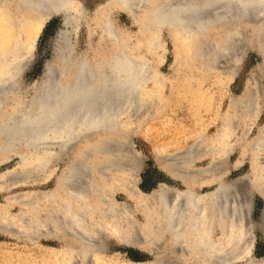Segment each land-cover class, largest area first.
<instances>
[{
  "label": "bare ground",
  "instance_id": "6f19581e",
  "mask_svg": "<svg viewBox=\"0 0 264 264\" xmlns=\"http://www.w3.org/2000/svg\"><path fill=\"white\" fill-rule=\"evenodd\" d=\"M148 1L109 2L128 12L127 9ZM5 2L0 0L1 6ZM13 3L15 8L23 5L35 12H45L39 18L40 27L51 14L64 13V24L69 25L77 20L80 13L79 9L73 15L68 12L69 6L75 7L72 0H13ZM102 12L101 30L108 44L111 40V44L115 45L114 50L96 61H87L82 55L75 60L69 36L62 31L55 44L60 67L47 63L44 78L29 101L14 108V114L0 120V151L12 150L20 142L34 147L50 144L63 149L86 134H111L120 127V118L129 113L130 102L137 95L139 97L141 84L148 77V68L142 58L129 53L126 40L118 42L119 38L108 19L109 12ZM20 13L18 10L17 15ZM200 15L207 18V31L218 33V37L225 34L228 37L235 32V36L240 38L239 35L242 37L244 34L242 27L248 24L264 61V0H160L150 9L147 25L155 26L154 35L165 24L175 25L181 31L190 27L194 33L201 30L200 24L205 21ZM11 19L12 26L14 14ZM17 28L19 37L22 28ZM185 32L182 34L190 39L193 33ZM208 41L207 50L212 51L214 46L211 47ZM10 78L12 75L0 78L1 97L12 88ZM248 110L249 105L236 106V111L240 112L237 118H249L246 114ZM230 119L237 124V119ZM24 127L30 130L22 134ZM111 138L107 136L105 141ZM217 139L218 145L198 140L172 158L171 164L163 166L169 175L180 181L183 189L159 184L148 194L129 187V155L121 149L115 153L107 152L109 148L105 149L100 143L101 147H96L93 153L79 154L61 172L54 188L42 198L31 201L35 218L30 221V232L22 234L15 231L13 226L16 222L2 218L0 231L22 234V238L41 244H56L41 245L46 246L40 255L44 264H109L104 260L105 254L111 253L113 240L152 254V257L147 261L128 260L111 264L232 262L249 253L250 231L254 227L264 240V125L251 148L243 150L234 164L241 166L242 157L249 153L248 173L230 181L225 180V160L232 147L222 132L218 133ZM215 154V157L209 158L206 167L191 166L193 161ZM51 156V152L44 151L42 157L34 162L35 167H45ZM207 185H213L212 190L197 191L200 186ZM117 190L132 201L133 208L118 203ZM254 194L262 201L256 224L252 218L255 212ZM244 264H264V258L249 256Z\"/></svg>",
  "mask_w": 264,
  "mask_h": 264
},
{
  "label": "rangeland",
  "instance_id": "374dc122",
  "mask_svg": "<svg viewBox=\"0 0 264 264\" xmlns=\"http://www.w3.org/2000/svg\"><path fill=\"white\" fill-rule=\"evenodd\" d=\"M72 1L75 7L69 6L68 12L73 15L77 9L80 10L74 23L62 25L64 13L51 14L41 27L39 18L45 12H35L23 5L15 8L13 0H6L3 6L0 4V78L12 75L9 80L13 82L8 94L4 95L5 100L0 103V120L14 114V108L29 101L44 78L47 63L60 67L55 44L62 31L69 36L75 60L82 55L87 61H96L114 50L115 45L111 40L108 44L101 30L103 10L109 12L108 19L118 42L126 40L129 53L146 62L148 77L141 84L137 100L133 98V101H138L137 105L130 102V114L120 118V127L111 134L89 133L63 149L50 144L34 147L20 142L12 150L0 151V219L16 222L13 226L15 231L22 234L30 232V221L35 218L30 203L54 188L61 172L79 154L93 153L100 143L105 149L109 148L107 152L115 153L121 149L129 155V187L145 194L162 183L183 189L180 181L169 175L163 166L171 164L172 158L198 140L218 145L219 132L225 134L232 147L225 160V180L248 173L249 153L242 157L241 166L234 164L243 150L251 148L264 125V61L248 24L242 27L244 34L242 37L239 35L240 38L235 36V32L228 37L226 34L218 37V33L207 31V18L200 15L205 21L201 22L199 32L193 33L190 27L181 31L175 25L165 24L154 35L155 26L147 25L149 11L160 0L141 3L127 9L128 12L117 4H110V0ZM18 10L21 12L19 16ZM12 14L16 20L13 19L11 26ZM17 27L22 28L19 37ZM185 30L193 33L190 39L182 34ZM150 40L153 44L148 43ZM207 40L211 47L214 46L212 51L207 50ZM245 104L249 105L246 111L249 118L238 119L240 112L236 111V106ZM135 106H140V110ZM231 117L233 121L237 119V124L230 122ZM107 136L113 138L107 142ZM42 151L51 152L52 158L39 169L34 162L42 157ZM213 156L216 154L205 155L193 161L191 166L206 167ZM212 188L213 185L200 186L197 191L205 192ZM116 196L118 203L133 208L132 201L121 190L116 191ZM252 202L255 210L252 218L256 224L262 201L254 194ZM22 234L0 231V264H44L40 255L46 246L41 245H56L27 240L21 237ZM250 237L249 253L227 264H244L249 256L264 255V240L255 227L250 231ZM110 247L111 253H106L104 260L109 264L147 261L152 257V254L120 245L114 240ZM179 264L185 263L180 261Z\"/></svg>",
  "mask_w": 264,
  "mask_h": 264
},
{
  "label": "water",
  "instance_id": "95a60500",
  "mask_svg": "<svg viewBox=\"0 0 264 264\" xmlns=\"http://www.w3.org/2000/svg\"><path fill=\"white\" fill-rule=\"evenodd\" d=\"M62 25H64V21H62ZM74 55V54H73ZM1 80V79H0ZM3 97L0 96V101L2 100ZM27 130H30V129H27V127H24L21 131H22V134L25 133ZM162 184H165V183H162ZM166 185V184H165ZM169 186V185H168ZM263 237V236H262ZM254 258V257H253ZM261 259V258H264V255L262 256H259V257H255V259Z\"/></svg>",
  "mask_w": 264,
  "mask_h": 264
}]
</instances>
